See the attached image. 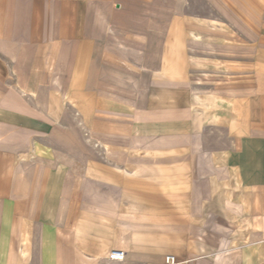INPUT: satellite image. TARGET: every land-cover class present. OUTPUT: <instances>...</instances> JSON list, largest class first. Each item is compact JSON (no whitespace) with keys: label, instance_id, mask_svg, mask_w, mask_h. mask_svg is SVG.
I'll return each mask as SVG.
<instances>
[{"label":"crops","instance_id":"0c3cea01","mask_svg":"<svg viewBox=\"0 0 264 264\" xmlns=\"http://www.w3.org/2000/svg\"><path fill=\"white\" fill-rule=\"evenodd\" d=\"M246 3L243 36L186 0H0V264H264Z\"/></svg>","mask_w":264,"mask_h":264},{"label":"rangeland","instance_id":"374dc122","mask_svg":"<svg viewBox=\"0 0 264 264\" xmlns=\"http://www.w3.org/2000/svg\"><path fill=\"white\" fill-rule=\"evenodd\" d=\"M187 6L201 17H208L213 28H227L233 30H244L243 36L246 34L248 18L250 15L251 5H247L246 1L241 3H225V4H206L204 0H186ZM262 7V6H260Z\"/></svg>","mask_w":264,"mask_h":264},{"label":"built area","instance_id":"2783aa9c","mask_svg":"<svg viewBox=\"0 0 264 264\" xmlns=\"http://www.w3.org/2000/svg\"><path fill=\"white\" fill-rule=\"evenodd\" d=\"M124 256L123 251L120 250H112L109 253V258L112 260H121ZM164 264H177V260L173 255H166L164 257Z\"/></svg>","mask_w":264,"mask_h":264}]
</instances>
